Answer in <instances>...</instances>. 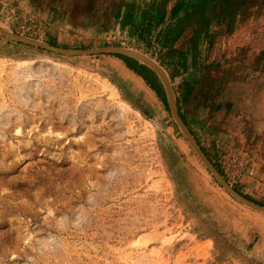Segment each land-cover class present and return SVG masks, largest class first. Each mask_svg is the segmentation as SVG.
<instances>
[{"label":"rangeland","instance_id":"374dc122","mask_svg":"<svg viewBox=\"0 0 264 264\" xmlns=\"http://www.w3.org/2000/svg\"><path fill=\"white\" fill-rule=\"evenodd\" d=\"M222 2L0 0V23L63 48L149 55L173 75L183 114L202 120L191 128L209 155L221 166L234 153L239 166L254 163V149L264 171V145L238 121L240 110L264 107V0H246L247 14L238 0ZM7 40L0 35V264H264V214L215 179L169 104L122 59ZM188 67L198 74L189 86ZM218 101L238 115L210 114ZM223 173L264 203V178Z\"/></svg>","mask_w":264,"mask_h":264},{"label":"water","instance_id":"95a60500","mask_svg":"<svg viewBox=\"0 0 264 264\" xmlns=\"http://www.w3.org/2000/svg\"><path fill=\"white\" fill-rule=\"evenodd\" d=\"M0 35L6 37L9 40L25 43L34 47L42 48L53 53L61 54L64 56H75V57H83V56H91L98 54H118L123 55L132 59L139 61L142 64L147 65L151 68L156 75L161 80L165 92L169 107L171 109L172 116L177 123L178 127L181 129L185 138L200 158V160L204 163L207 169L212 173L215 179L239 202L248 208L255 210L257 212L264 214V206L260 205L248 198H246L243 194H241L235 187L231 186L227 179L222 175L219 169L214 165V163L210 160V158L203 151L201 145L189 129V127L184 122L183 118L180 115L177 105V98L174 91V87L169 77L167 71L152 57L149 55L132 49L128 47L122 46H106V47H98V48H85V49H74V48H63L59 46H54L47 41H42L36 38H32L29 36L21 35L14 32L12 29L6 27L4 24L0 23Z\"/></svg>","mask_w":264,"mask_h":264},{"label":"crops","instance_id":"0c3cea01","mask_svg":"<svg viewBox=\"0 0 264 264\" xmlns=\"http://www.w3.org/2000/svg\"><path fill=\"white\" fill-rule=\"evenodd\" d=\"M188 65L189 64H187V66ZM186 73H187V76L185 77V79H187V80H185V81L188 82V86L191 85V84L193 85V81H196V82L198 81V74L196 72H192L189 67H188V71H186ZM259 81H263V80L259 79ZM262 88H263V86L261 87V85H260V89H262ZM192 91L191 90L190 91H187V95L189 96V98L192 96V94H191ZM176 97H177V94H176ZM178 99H180L179 96L177 97V105L180 106V103H178ZM217 104H221L223 107H221V109H219V110L212 109V112H210V114H213L214 113L213 110H215V111H222L223 109H226V108H228L229 111H231L234 108L235 109L234 110V112H235L234 115H238V113H240V115H241V113L242 114H245V117H246L245 119L244 118L243 119L242 118H239V120H238L239 122H241L239 124L240 127H242L243 125H245V127L243 129L244 130V133H243L244 136L247 135L248 137H250V139L259 136V138H260V145H264V132H262V130H261V129L264 130V107H260V109L258 110V112H255L254 111L253 114H251V112L249 110L248 111H244V110H240L239 109L240 112H238V110H237L238 108H236V104L235 103L232 104L231 101H225V102L218 101V102H216L214 104V107ZM236 112H238V113H236ZM187 120L190 121L189 122V129L191 130V132L193 131L192 128H191L193 122L196 123V124H200V122H202V120L199 117H197L196 115L195 116H192V115H189V114L187 116ZM238 121H236V122H238ZM251 123H252V127H254V129L250 126ZM251 129H253L252 132H251ZM193 133H194V131H193ZM260 134L262 135V137L260 136ZM193 135L195 136V138L197 139V141L200 142L199 144L201 145V147L203 146L204 149H205V151L208 153V150L203 145V142L200 140V138H198V135H196V133H194ZM211 144H212V146H213L214 149H216V148L219 147L218 146L219 144H216L215 142H212ZM232 144H234V143H232ZM253 150L254 149H252V155H253V158H254V173H253L252 176H254L255 178H264V173H263L264 171H261V169H259L260 168L259 161H258V163L257 162L255 163V153L253 152ZM254 177H248V178L247 177H243L244 183H246L247 186H251L252 181L254 180L253 179ZM253 183H255V182L253 181ZM254 185H256V184H254Z\"/></svg>","mask_w":264,"mask_h":264},{"label":"trees","instance_id":"16d2710c","mask_svg":"<svg viewBox=\"0 0 264 264\" xmlns=\"http://www.w3.org/2000/svg\"><path fill=\"white\" fill-rule=\"evenodd\" d=\"M226 3L228 2V0H224ZM225 2H222V3H225ZM237 4L243 6V13L247 14L249 12V8L248 6H245L246 5V0H238ZM222 11H227L226 9L222 10ZM148 14V11H146V15ZM227 15V14H226ZM217 20H218V24H222L225 20H226V16H225V13L224 12H220L217 16ZM226 17V18H225ZM228 20V18H227ZM207 23L210 22V20L207 19ZM229 22V21H227ZM230 24V23H228ZM180 25V23L178 24ZM233 30V29H232ZM182 31V30H181ZM181 31L179 32L181 34ZM232 33V32H231ZM176 39V38H174ZM9 42H14L12 40H7ZM47 42H49L50 44L54 45V46H58L57 42L53 39H48ZM15 43H21V42H15ZM120 59H122L126 66L131 70L133 71L134 73H136L138 76H140L144 81L145 83L157 94V96L166 104V108L168 109V101H167V97H166V92H165V89H164V86L161 82V80L159 79V77L156 75V73L151 69L149 68L147 65L145 64H142L140 63L139 61L135 60V59H132V58H129V57H126V56H123V55H118V54H112ZM182 62V61H181ZM187 62V60H186ZM184 63L183 65H185V68L187 67V63ZM171 78H173V75L171 76ZM112 82L115 83V81L113 79H111ZM178 103H179V99H178ZM221 107H223L221 104H217L214 109L215 110H219L221 109ZM178 109H179V112H180V115L181 117L183 118L184 122L186 123V125L189 127V120H187V117L183 114L182 112V107H181V104L180 106H178ZM193 133V131H192ZM194 134V133H193ZM199 142V141H198ZM200 143V142H199ZM202 149L203 151L206 153V155H208V157L210 158L211 161H213L214 165L219 169V171L222 173V175L224 174L220 165L218 164V162L216 160H214L204 149V147L202 146ZM237 189V188H236ZM238 190V189H237ZM239 191V190H238ZM240 193H242L241 191H239ZM246 198L260 204V205H263L264 206V203L262 202H259V201H256L255 199H253L250 195H247V194H244L242 193Z\"/></svg>","mask_w":264,"mask_h":264},{"label":"built area","instance_id":"2783aa9c","mask_svg":"<svg viewBox=\"0 0 264 264\" xmlns=\"http://www.w3.org/2000/svg\"><path fill=\"white\" fill-rule=\"evenodd\" d=\"M234 154V153H233ZM233 154H229V156L225 157L222 165L220 166L222 170L229 176L232 175L234 179H240L242 177V172H246L249 175H253L254 173V163L252 158H246L243 161L240 162L239 166L235 164L237 161L235 156ZM232 169V174H229V170Z\"/></svg>","mask_w":264,"mask_h":264}]
</instances>
